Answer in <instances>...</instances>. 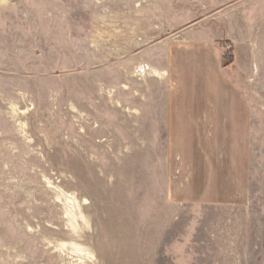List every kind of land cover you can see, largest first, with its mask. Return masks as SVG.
Instances as JSON below:
<instances>
[{"label": "rangeland", "instance_id": "rangeland-1", "mask_svg": "<svg viewBox=\"0 0 264 264\" xmlns=\"http://www.w3.org/2000/svg\"><path fill=\"white\" fill-rule=\"evenodd\" d=\"M0 264H264V0H0Z\"/></svg>", "mask_w": 264, "mask_h": 264}, {"label": "crops", "instance_id": "crops-1", "mask_svg": "<svg viewBox=\"0 0 264 264\" xmlns=\"http://www.w3.org/2000/svg\"><path fill=\"white\" fill-rule=\"evenodd\" d=\"M214 76L216 82V93H218V100L214 103L197 101L194 97V102H179L175 105H168V117L172 121L171 125L183 127H197V131H201V127L209 129L210 126L220 125L224 127L236 126V132L242 133L239 128L245 127L248 129L250 125V108L246 102L234 101L233 86L227 81L225 77ZM198 78V76H197ZM194 81L195 87H202L206 85L205 76H199L198 80ZM222 78V79H221ZM207 77V81H210ZM192 83V82H191ZM199 90V88H198ZM197 90V91H198ZM196 93V92H195ZM201 93V89L200 92ZM173 104V103H172ZM208 127V128H207Z\"/></svg>", "mask_w": 264, "mask_h": 264}]
</instances>
